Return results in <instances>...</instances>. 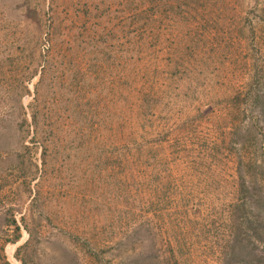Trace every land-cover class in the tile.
<instances>
[{
  "label": "rangeland",
  "instance_id": "374dc122",
  "mask_svg": "<svg viewBox=\"0 0 264 264\" xmlns=\"http://www.w3.org/2000/svg\"><path fill=\"white\" fill-rule=\"evenodd\" d=\"M7 262H264V0H0Z\"/></svg>",
  "mask_w": 264,
  "mask_h": 264
},
{
  "label": "trees",
  "instance_id": "16d2710c",
  "mask_svg": "<svg viewBox=\"0 0 264 264\" xmlns=\"http://www.w3.org/2000/svg\"><path fill=\"white\" fill-rule=\"evenodd\" d=\"M12 225L14 226V239H13V241L12 242H15V241H17L18 240V238H19V232H20V228H19V226L15 223V221H12ZM235 250H234V248H233V252H234ZM7 264H9L8 262H7ZM243 264H245V263H243ZM256 264H264V262H258V263H256Z\"/></svg>",
  "mask_w": 264,
  "mask_h": 264
},
{
  "label": "water",
  "instance_id": "95a60500",
  "mask_svg": "<svg viewBox=\"0 0 264 264\" xmlns=\"http://www.w3.org/2000/svg\"><path fill=\"white\" fill-rule=\"evenodd\" d=\"M29 16H30L33 20H35V12H33V11L30 12V13H29Z\"/></svg>",
  "mask_w": 264,
  "mask_h": 264
}]
</instances>
